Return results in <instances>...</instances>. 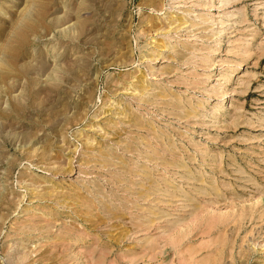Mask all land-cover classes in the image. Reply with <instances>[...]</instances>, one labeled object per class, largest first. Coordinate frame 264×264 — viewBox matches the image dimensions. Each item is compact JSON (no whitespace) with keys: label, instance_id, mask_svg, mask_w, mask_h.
Instances as JSON below:
<instances>
[{"label":"rangeland","instance_id":"374dc122","mask_svg":"<svg viewBox=\"0 0 264 264\" xmlns=\"http://www.w3.org/2000/svg\"><path fill=\"white\" fill-rule=\"evenodd\" d=\"M0 264H264V0H0Z\"/></svg>","mask_w":264,"mask_h":264}]
</instances>
